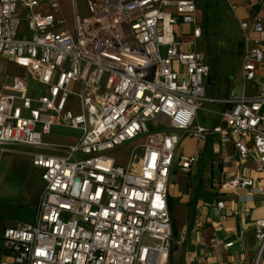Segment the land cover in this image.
Segmentation results:
<instances>
[{
    "label": "built area",
    "instance_id": "built-area-1",
    "mask_svg": "<svg viewBox=\"0 0 264 264\" xmlns=\"http://www.w3.org/2000/svg\"><path fill=\"white\" fill-rule=\"evenodd\" d=\"M225 1L234 11L236 0ZM87 6V17L75 12L73 32H58L64 19L56 15L57 1L0 0V58L23 70L1 84L0 159L8 145L36 148L32 164L42 182L32 220L5 226L2 248L16 264H168V177L182 137L224 132L236 161L251 158L264 175V75L256 72L264 60V20L258 13L239 20L241 77L253 81L256 93L207 98L210 64L199 48L196 0ZM205 101L225 105L211 128L195 123ZM53 127L77 130L78 138L48 142ZM135 140L123 158L110 154ZM197 160V152L180 155L178 168L188 173ZM218 189L235 190L245 203L264 195V186L240 172H224ZM224 206L221 199L211 206L219 221L227 217ZM253 226L251 264H260L264 217Z\"/></svg>",
    "mask_w": 264,
    "mask_h": 264
},
{
    "label": "crops",
    "instance_id": "crops-1",
    "mask_svg": "<svg viewBox=\"0 0 264 264\" xmlns=\"http://www.w3.org/2000/svg\"><path fill=\"white\" fill-rule=\"evenodd\" d=\"M55 1L58 3L56 15L64 19V23L58 25L56 30L58 32H71L70 18L74 15L72 13L70 16L67 0ZM41 10L49 11V8L43 6ZM75 10L80 17L89 15L88 10L82 14L79 13L77 7ZM233 12L237 23L236 31L231 32L230 25L222 26L224 31L222 30V37H220L217 45H232L229 51L232 56L239 57V66L236 71L231 70L230 74L222 72L220 75L227 83L240 84L242 92L253 95L256 93L253 81L247 82L241 77L242 44L241 30L238 24L239 20L250 22L256 13L260 14L264 20V0H236V8ZM201 38L199 44L200 42L203 43ZM205 52L210 64V71L205 79L206 89L207 85H215V79L212 78V71L214 70L211 69V54L208 51ZM256 72L260 77L264 75V60L258 65ZM233 89L231 88V90ZM209 102L217 103L216 106L218 107V110L207 109L211 113L210 122L208 124L199 123L197 114L195 118V123L207 128L219 123L218 111L225 107L223 103L217 101ZM172 132L178 133L173 130ZM179 144L181 145L179 146ZM179 144L168 177V208L171 207V216L177 228L176 235H173L176 237V246L171 251L172 263L228 264L235 261L236 264H251L257 251L253 223L256 219L264 217V195L255 194L251 202L245 203L238 200L235 190H220L218 185L224 172H240L243 175L253 177L255 187L264 186V175L255 170L253 159L250 158L242 163L236 161L232 139L229 135L226 136L224 132L211 133L204 140L185 136L182 137ZM193 152L198 153L197 162L193 164L190 172H181L178 168L180 155H188ZM225 156L229 158L226 160L224 159ZM218 199L225 203L222 212L227 217L222 221L214 217L211 210L212 204ZM245 209H248V215L245 214ZM29 215L26 213L24 218ZM196 219H200L201 226L198 230L193 231L192 227ZM229 240L233 241L232 246L224 249L223 243ZM0 264L16 263L8 253L3 251ZM260 264H264V251Z\"/></svg>",
    "mask_w": 264,
    "mask_h": 264
},
{
    "label": "rangeland",
    "instance_id": "rangeland-1",
    "mask_svg": "<svg viewBox=\"0 0 264 264\" xmlns=\"http://www.w3.org/2000/svg\"><path fill=\"white\" fill-rule=\"evenodd\" d=\"M207 1L210 3L209 5H206ZM213 1L196 0L198 21L201 22L204 17H207L209 31L207 35L203 31L201 38L203 43L200 42L201 46L199 48L211 54V65L213 67L211 69L214 70L212 71V78L215 79V85L206 86L205 95L207 98H221L232 92L234 95L239 96L242 93V86L240 84L232 85L227 83L220 75L222 72L230 74L231 70L236 71L239 66V57L232 56L230 53L229 50L232 45H217L220 37H222V26L230 25L231 32H235L237 28L236 19L234 12L228 7L225 0ZM67 3L70 16H72V13L75 15V7H77L80 14L88 10L87 0H67ZM73 18L74 16L70 18L71 32L74 31ZM181 28L180 25H175L176 36H180ZM21 75H23V70L20 67L7 59L0 58V89L2 83H10L13 76ZM29 86H36V84L29 80ZM231 88L234 89L231 90ZM216 104L209 101L204 102L203 106L197 110L199 123L208 124L210 122L211 113L207 109L218 110ZM153 126H157V123L155 122ZM78 133L77 130L73 129L53 127L51 134L47 135L45 140L59 144H71L77 140ZM137 142L138 140H135L127 146L124 145L120 149L112 150L110 154L117 158H123L122 155H127L129 153L128 149ZM7 147L9 150L4 152L0 159V230L4 226L12 225L19 221L32 220L42 188L39 169L32 164V154L36 148L26 145H8ZM210 155L212 156L211 152ZM121 162L123 163L122 160ZM26 213L30 215L24 218ZM175 242L176 237L173 236L168 264H174L172 263L171 251L176 246ZM3 251L0 241V262L3 258Z\"/></svg>",
    "mask_w": 264,
    "mask_h": 264
},
{
    "label": "water",
    "instance_id": "water-1",
    "mask_svg": "<svg viewBox=\"0 0 264 264\" xmlns=\"http://www.w3.org/2000/svg\"><path fill=\"white\" fill-rule=\"evenodd\" d=\"M201 24H202V28H203L205 35H207L209 32L208 31V18L204 17L203 20L201 21Z\"/></svg>",
    "mask_w": 264,
    "mask_h": 264
},
{
    "label": "trees",
    "instance_id": "trees-1",
    "mask_svg": "<svg viewBox=\"0 0 264 264\" xmlns=\"http://www.w3.org/2000/svg\"><path fill=\"white\" fill-rule=\"evenodd\" d=\"M212 1V0H211ZM215 1V0H214ZM208 1L206 2V5H209ZM170 210V215H171V207H169ZM172 217V216H171ZM172 229H173V235H176L177 228L175 227V224L173 222V217H172Z\"/></svg>",
    "mask_w": 264,
    "mask_h": 264
}]
</instances>
